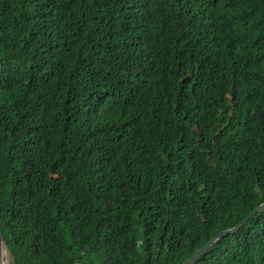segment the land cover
I'll use <instances>...</instances> for the list:
<instances>
[{
	"label": "trees",
	"instance_id": "obj_1",
	"mask_svg": "<svg viewBox=\"0 0 264 264\" xmlns=\"http://www.w3.org/2000/svg\"><path fill=\"white\" fill-rule=\"evenodd\" d=\"M263 203L264 0H0L10 264H183ZM197 264H264V210Z\"/></svg>",
	"mask_w": 264,
	"mask_h": 264
},
{
	"label": "clouds",
	"instance_id": "obj_2",
	"mask_svg": "<svg viewBox=\"0 0 264 264\" xmlns=\"http://www.w3.org/2000/svg\"><path fill=\"white\" fill-rule=\"evenodd\" d=\"M193 21L189 32L188 43L191 49H207L208 54H220L231 52L229 33L233 25V17H223L221 14L211 12L201 6H193ZM245 23L248 25L249 18L239 12ZM167 38L162 37L164 42ZM204 53V52H203ZM206 54V53H204ZM34 86H42L39 82H34ZM217 243V242H216ZM10 264V260H9Z\"/></svg>",
	"mask_w": 264,
	"mask_h": 264
},
{
	"label": "water",
	"instance_id": "obj_3",
	"mask_svg": "<svg viewBox=\"0 0 264 264\" xmlns=\"http://www.w3.org/2000/svg\"><path fill=\"white\" fill-rule=\"evenodd\" d=\"M264 210V203L258 206L254 212H252L249 215V218L245 219L243 222H241L238 226L228 229L225 231H222L218 233L215 237H213L211 240H209L205 245H203L200 249H198L194 255H192L187 261H185L183 264H197L199 260L207 253V251L220 239L224 238L225 236L234 234L238 232L241 228H243L248 222L249 219L253 218L257 213ZM9 257L10 253L9 250L5 244L3 232H2V225L0 223V264H9ZM74 264H83V263H74Z\"/></svg>",
	"mask_w": 264,
	"mask_h": 264
},
{
	"label": "rangeland",
	"instance_id": "obj_4",
	"mask_svg": "<svg viewBox=\"0 0 264 264\" xmlns=\"http://www.w3.org/2000/svg\"><path fill=\"white\" fill-rule=\"evenodd\" d=\"M220 240H221V239H220ZM220 240H219V241H220ZM9 260H10V257H9Z\"/></svg>",
	"mask_w": 264,
	"mask_h": 264
},
{
	"label": "bare ground",
	"instance_id": "obj_5",
	"mask_svg": "<svg viewBox=\"0 0 264 264\" xmlns=\"http://www.w3.org/2000/svg\"><path fill=\"white\" fill-rule=\"evenodd\" d=\"M16 264V263H15Z\"/></svg>",
	"mask_w": 264,
	"mask_h": 264
}]
</instances>
